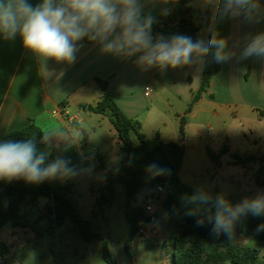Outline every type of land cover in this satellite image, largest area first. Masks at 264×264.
Wrapping results in <instances>:
<instances>
[{
  "label": "rangeland",
  "instance_id": "1",
  "mask_svg": "<svg viewBox=\"0 0 264 264\" xmlns=\"http://www.w3.org/2000/svg\"><path fill=\"white\" fill-rule=\"evenodd\" d=\"M209 1L194 0L191 6L199 9ZM199 38L205 39L204 31L199 33ZM217 95V92H214V103H203L194 108L196 118H192L189 113L196 102L186 104L169 92H161V99L157 101L156 106L161 108L167 117H164L157 127L168 134L167 137L170 138H167V141L181 144L185 139L187 144L191 143L202 132L203 143L210 147L207 150L210 151V157H207L204 150H186L184 147L185 154L179 178L188 187L210 194L211 201L215 200L216 195L223 193L235 205L245 197L254 196L258 190H264V172H261L262 165L259 161L264 157V110L253 111L249 105L240 102L229 105L230 100H220ZM84 106L86 105L80 110L71 109L65 117L69 119L79 115L83 134L91 141L86 152L92 162L86 163L84 175L71 195L77 211L94 232L103 235L117 264H170L175 228L178 223L184 221V217L175 216L164 209L163 201L167 192L157 195L155 188H145L140 205L150 201L158 207L161 222L168 225L171 237L163 239L162 231H159L158 238L148 240L136 236L130 244V254H126L125 242L129 235V226L124 217L127 203L125 189L123 185H118L112 196L107 195L105 189L108 176L103 173L99 160L100 155H108L113 149L116 131L108 118L83 110ZM177 114L185 116L187 121L183 135ZM173 116L177 117L176 123ZM208 125L210 127H207ZM150 131V128L145 129L147 137H150ZM72 132L81 140V132H76L74 127ZM225 147L226 150L223 151ZM75 149L81 155V143ZM234 155L239 157L238 164ZM250 157L254 159L251 160ZM115 164L116 166L112 161L108 167L113 169V175L119 171L118 162ZM96 171H100L102 177L93 175V172L97 174ZM104 196L108 201L104 200ZM50 205L52 204L44 198L35 203L27 201L22 206L20 220L30 225L37 222L44 231L49 225L47 208ZM249 216L254 217L250 214L246 217ZM246 217H242L235 224L231 238L237 246L257 249L264 256V243L256 239L249 228L245 227ZM221 235L228 237L223 233ZM0 264L106 263L102 257V242L97 239L85 242L67 218L60 227L43 233L40 238L36 237L30 228L11 224L6 233H0Z\"/></svg>",
  "mask_w": 264,
  "mask_h": 264
},
{
  "label": "crops",
  "instance_id": "2",
  "mask_svg": "<svg viewBox=\"0 0 264 264\" xmlns=\"http://www.w3.org/2000/svg\"><path fill=\"white\" fill-rule=\"evenodd\" d=\"M178 1L167 0V3H164L162 0H143V11L155 17L163 14L164 9L170 11ZM29 2L35 6L42 0ZM210 2L196 10L204 11ZM256 3L258 6L249 13L248 18L243 11H238L235 7L226 6L221 12L215 32L227 39L228 49L234 56L227 62L220 63L221 71L212 78L208 93L203 95L190 111L192 118H196L194 108L203 103L215 102L214 92H217L220 100H230L229 105L240 102L249 105L253 111L264 110V58H240V53L249 39L264 33V0H256ZM78 49L73 63L42 61L24 48L19 35L12 40H5L0 36V140L32 122L43 132L64 133L73 137L68 147L75 149L81 143V156L85 158L86 163L92 162L86 152L91 141L83 134L79 125L82 123L81 117H65L71 109L80 110L83 105H86L88 110L89 106L96 105L107 94L127 118L139 122L140 133L147 140L158 137L160 141L169 143L170 141L166 140L168 134L157 127L163 118L167 117L163 110L156 106L157 101L161 99V92H169L174 98L190 104L193 94L200 89L202 71L195 65L166 70L158 67L146 69L137 65L136 56L122 58L106 54L101 51L98 43L90 42L87 38L78 42ZM98 80L105 82L104 90ZM146 88H150L148 96L145 95ZM177 115L181 127V119L185 116ZM177 117L173 116L175 123ZM186 125L187 121L185 127ZM72 127L76 132H81V140L72 132ZM147 128L151 129L150 137L145 134ZM201 133L191 143L187 144L185 139L182 144L186 150H204L209 157L207 150L210 147L203 143ZM131 139L133 145L138 144L135 134ZM57 143L58 147L48 148L44 145L40 151L50 152L69 144L68 141L53 138V144ZM121 147L116 133L111 152L99 157L103 173L108 178L113 175V169L108 168L109 164L111 166L113 161L116 166L115 162H120ZM96 173L93 172V175H103L100 171ZM146 202L151 203L145 201L143 204ZM152 205L158 217L156 227L164 233L163 239H169L171 234L168 225L161 222L158 207ZM10 225L11 223L5 225L0 233H6ZM259 259L261 264H264V256L261 253Z\"/></svg>",
  "mask_w": 264,
  "mask_h": 264
},
{
  "label": "trees",
  "instance_id": "3",
  "mask_svg": "<svg viewBox=\"0 0 264 264\" xmlns=\"http://www.w3.org/2000/svg\"><path fill=\"white\" fill-rule=\"evenodd\" d=\"M210 1V5L204 11H199L191 6L193 0H179L168 14L155 16L152 34L164 37L182 34L196 40L199 33L204 31L205 40L209 39L211 32L215 31L221 12L226 7V0ZM220 71L221 64L217 63L209 54L205 58L200 89L193 96V103L208 91L212 78ZM99 84L104 90L105 82L99 81ZM88 110L108 118L122 144L119 171L116 175L108 178L105 190L108 196H112L118 185L124 186L127 200L124 217L129 226V235L125 242L127 255L130 254V244L136 237L138 223L142 219L140 204L143 201V189L167 185L168 191L163 201V207L175 216L184 217V221L178 223L175 228L171 264H261L260 252L257 249L237 246L232 238H224L221 234L216 236L211 231L212 224L207 222V217L213 216L216 212L213 201L203 202L199 198L193 199L198 197V193L201 192L188 187L179 178L185 154L183 144L164 143L158 137L154 140H147L140 133L139 122L127 118L107 94L96 105L89 106ZM185 124L186 120L182 118L181 135L184 133ZM133 134L137 136V145H133L131 139ZM42 136L43 131L31 122L23 129L7 134L0 142L33 139L39 150L44 147V144L40 142ZM64 148L51 150L47 156L46 164L52 162L59 155L64 156L77 170V175L73 178H53L37 184L26 183L22 179L11 182L0 180V230L11 223L30 228L36 237L40 238L43 233L60 227L68 218L73 223L74 230L85 242L95 239L102 242V257L106 264H117L103 235L94 232L89 223L81 218L71 198L87 167L85 158L73 147H67L66 151ZM208 155L210 157V151H208ZM233 157L235 161L239 160L236 155ZM250 159L253 160L254 157H250ZM259 161L262 165L261 172H264V157ZM152 163L158 164L167 171L164 173L146 171L148 165ZM43 198L52 204L47 208L49 225L44 231L40 229L37 222L30 225L28 222L20 220L22 206L25 202L35 203ZM104 200L108 201V198L104 196ZM135 202L138 204L136 205ZM193 210H198L197 214L189 215L188 213ZM199 217L205 219V224L202 227L196 225V220ZM244 223L256 239L264 243V230L257 231L258 226L264 225V216L246 217Z\"/></svg>",
  "mask_w": 264,
  "mask_h": 264
},
{
  "label": "clouds",
  "instance_id": "4",
  "mask_svg": "<svg viewBox=\"0 0 264 264\" xmlns=\"http://www.w3.org/2000/svg\"><path fill=\"white\" fill-rule=\"evenodd\" d=\"M167 3V0H162ZM228 8L243 11L248 18L258 5L256 0H226ZM143 0H42L33 6L29 0H0V36L12 40L17 35L25 49L42 61L73 63L76 59L78 42L87 38L98 43L101 51L117 57L136 56L138 66L158 67L161 70L184 66H197L203 70L205 58L212 55L217 63L232 59L234 53L228 49L227 39L218 32H211L210 38H199L176 34L171 37L152 34L155 17L143 11ZM169 10L164 9L163 14ZM214 50V51H213ZM256 56L264 58V33L251 37L240 53L241 59ZM53 138L68 141L73 137L56 132H43L41 143L48 148L58 147ZM49 152L39 151L33 139L24 141L5 140L0 142V180L11 182L22 179L37 184L48 179H70L77 175L71 161L57 156L46 164ZM146 171L164 173L156 163L148 165ZM203 202L212 200L206 192L198 193ZM216 212L207 217L212 224L211 231L233 236L235 224L249 214L264 216V190H258L252 197H245L233 205L221 193L213 201ZM198 210L189 212L196 215ZM205 219L199 217L196 225L202 227ZM264 230V225L257 231Z\"/></svg>",
  "mask_w": 264,
  "mask_h": 264
},
{
  "label": "built area",
  "instance_id": "5",
  "mask_svg": "<svg viewBox=\"0 0 264 264\" xmlns=\"http://www.w3.org/2000/svg\"><path fill=\"white\" fill-rule=\"evenodd\" d=\"M150 92L149 88H146L145 95L148 96ZM74 120V118L72 119ZM168 191L167 185H160L155 188L157 195L166 193ZM158 222L157 214L151 203H145L142 205V219L138 223V229L136 236L142 240H148L159 237V230L156 227Z\"/></svg>",
  "mask_w": 264,
  "mask_h": 264
},
{
  "label": "water",
  "instance_id": "6",
  "mask_svg": "<svg viewBox=\"0 0 264 264\" xmlns=\"http://www.w3.org/2000/svg\"><path fill=\"white\" fill-rule=\"evenodd\" d=\"M83 110H86V106H84ZM135 204L137 205V204H138V202H135Z\"/></svg>",
  "mask_w": 264,
  "mask_h": 264
}]
</instances>
